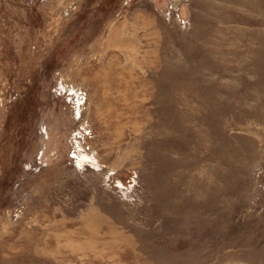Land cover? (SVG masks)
<instances>
[{
  "label": "rangeland",
  "instance_id": "1",
  "mask_svg": "<svg viewBox=\"0 0 264 264\" xmlns=\"http://www.w3.org/2000/svg\"><path fill=\"white\" fill-rule=\"evenodd\" d=\"M0 264H264V0H0Z\"/></svg>",
  "mask_w": 264,
  "mask_h": 264
}]
</instances>
